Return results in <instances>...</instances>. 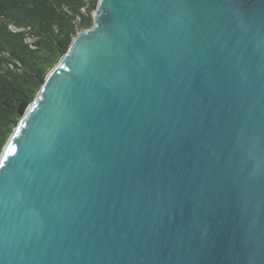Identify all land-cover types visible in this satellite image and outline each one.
<instances>
[{
	"label": "water",
	"instance_id": "water-1",
	"mask_svg": "<svg viewBox=\"0 0 264 264\" xmlns=\"http://www.w3.org/2000/svg\"><path fill=\"white\" fill-rule=\"evenodd\" d=\"M0 264H264V0H99L0 155Z\"/></svg>",
	"mask_w": 264,
	"mask_h": 264
},
{
	"label": "trees",
	"instance_id": "trees-1",
	"mask_svg": "<svg viewBox=\"0 0 264 264\" xmlns=\"http://www.w3.org/2000/svg\"><path fill=\"white\" fill-rule=\"evenodd\" d=\"M98 1L0 0V152Z\"/></svg>",
	"mask_w": 264,
	"mask_h": 264
},
{
	"label": "rangeland",
	"instance_id": "rangeland-1",
	"mask_svg": "<svg viewBox=\"0 0 264 264\" xmlns=\"http://www.w3.org/2000/svg\"><path fill=\"white\" fill-rule=\"evenodd\" d=\"M96 10V9H95ZM95 10L92 12V15H89L90 16V19H92V23H91V25L89 26V27H87V28H90V27H92L93 26V24H94V13H95ZM88 14V13H87ZM84 29H86V28H84ZM83 30V29H82ZM82 30H80L79 32H81ZM78 32V33H79ZM30 41L32 40L31 38L29 39ZM61 58V57H60ZM59 60L60 59H58V61H56V63L49 69V71H48V73H47V75L49 74V72L57 65V63L59 62ZM46 75V76H47ZM40 90V89H39ZM39 90H38V92H39ZM37 92V93H38ZM8 141V140H7ZM7 143V142H6ZM6 143L2 146V148H1V152H0V155L2 154V152H3V150H4V148H5V146H6Z\"/></svg>",
	"mask_w": 264,
	"mask_h": 264
}]
</instances>
